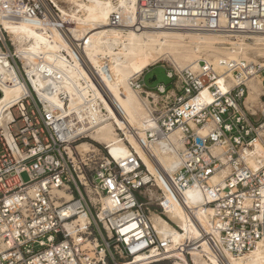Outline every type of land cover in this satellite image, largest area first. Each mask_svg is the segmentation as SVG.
Returning <instances> with one entry per match:
<instances>
[{"label": "built area", "instance_id": "built-area-1", "mask_svg": "<svg viewBox=\"0 0 264 264\" xmlns=\"http://www.w3.org/2000/svg\"><path fill=\"white\" fill-rule=\"evenodd\" d=\"M58 5L67 2L0 0V98L14 85L27 88L0 118V264H136L137 258L143 259L140 264H153L169 259L168 251L179 246L155 230L150 208L141 200L155 179L137 151L130 146L129 154L117 159L92 141L89 134L101 121L89 116L96 110L100 118L101 109L80 104L66 112L70 95L59 87L62 73L38 58L32 62L37 75L29 76L25 57L16 53L3 26L24 21L45 27L50 36L60 34L106 97L100 71L83 59L79 44L70 43ZM136 8L127 18L136 30L159 24L166 30L215 33L238 44L264 36V0H137ZM122 20L114 12L109 27H119ZM197 64V70L165 67L167 85L149 87L143 71L130 86L147 110L141 145L161 141L175 156L170 194L177 198L189 188L201 194L206 221L188 212L197 248L206 245L222 262L224 254L239 258L264 241V60L254 58L242 68L225 57ZM252 80H259L262 93L259 105L248 108ZM204 91L210 96L206 103L200 101ZM52 98L62 100L66 110ZM82 142L91 148L80 149ZM166 200L163 192L157 211L161 218ZM131 224L134 230L124 232Z\"/></svg>", "mask_w": 264, "mask_h": 264}, {"label": "bare ground", "instance_id": "bare-ground-1", "mask_svg": "<svg viewBox=\"0 0 264 264\" xmlns=\"http://www.w3.org/2000/svg\"><path fill=\"white\" fill-rule=\"evenodd\" d=\"M64 1L67 2V7L58 5V9L62 20L72 25L70 32L64 27L68 39L71 44H79L83 50V59L86 60L87 57L100 71L107 96L99 94L79 64L78 58L68 50V44L63 41L60 34L50 36L45 27L35 23L23 21L13 25L4 22L3 26L12 35L16 53L26 59L25 66H29L26 68L29 76L37 75L32 62L41 58L45 66L54 67L62 73L64 82L59 87L70 95L67 110L66 104L58 98L51 99L53 104L69 113L80 104L98 106L102 114L100 118L95 110L90 113L89 119H94L96 122L99 119L101 122L92 129L89 138L105 146L117 159L129 154V147L120 140L117 132L120 130L124 133L126 140L139 154L148 173L159 187H163V190L159 189L164 192L167 199L163 202L164 215L179 229V231L173 229L157 215L153 214L150 217L155 230L179 246L178 249L168 251L170 258H176L184 253L186 242L191 241L189 249L194 252L192 258L195 264H199L198 253L206 256L209 264H264V241L258 242L250 253L239 258L224 254L222 262L212 256L206 245L203 244L201 250L197 248L199 244L197 232L188 212L190 210L204 223L208 209L203 206V198L194 188L185 190L177 198L170 194L168 176L172 177L176 171V158L167 152L165 144L161 141L147 144L145 148L141 145V141L145 140L147 110L137 92L130 86L132 79L158 62L171 61L178 70L185 68L197 70V63L203 59L204 53L221 50L227 52L226 59L235 61L242 68L245 63L253 61L254 56L264 58V36H256L253 42L238 44L229 41L226 36L215 33L166 30L159 24H146L136 30L133 28V21H127V18L134 16L137 0ZM114 12H119L123 17L119 27H109V20ZM58 38L62 40L68 51L56 41ZM85 39H87L86 43H84ZM226 44H231L232 48L227 50ZM65 51L69 57L62 53ZM102 60H105L106 65H102ZM39 85L44 87L43 82ZM248 86L246 106L251 108L259 103L262 91L259 81L252 80ZM24 91H27L26 86L20 84L4 90V98H0V118ZM74 95L76 97H73ZM200 101L202 103L210 101L206 91L201 94ZM79 148L89 150L91 147L88 142H82ZM255 149L259 151L260 146L256 144ZM134 228V224H131L123 231L127 233ZM189 238L191 239L188 240ZM142 260L137 258L135 262L140 264Z\"/></svg>", "mask_w": 264, "mask_h": 264}, {"label": "rangeland", "instance_id": "rangeland-1", "mask_svg": "<svg viewBox=\"0 0 264 264\" xmlns=\"http://www.w3.org/2000/svg\"><path fill=\"white\" fill-rule=\"evenodd\" d=\"M63 1L64 0H61L60 2L63 3ZM64 3H66V2L64 1ZM61 7H64V6H61ZM63 22H64V27L66 28V30L68 32L72 31V25L68 21H66V22L63 21ZM37 31L38 32H41L39 30H37ZM74 40L77 41V39H75V38H74ZM56 41L58 43H60L66 51H68L65 48L64 43L62 42V40H60L58 38ZM247 43H249V42H247ZM226 53L227 52L226 51H223V50L216 51L214 53H204L202 55V58H203L202 60H204V61L208 60L210 62H213V60H215L217 58H220V57L228 58L227 55H226ZM254 57H255V60L257 62H259V63H261V60H264V58H260L259 56H254ZM254 57H253V60H254ZM169 65H173V62L171 63V61L165 60V61L158 62V63H156V64H154V65L146 68L145 70H143L144 73H145V77H144L145 83L149 87H154L157 84H165V85H167L169 83V80L166 78L165 67H167ZM153 77H156V80L153 83L150 84L149 81ZM255 81L258 82L259 80H255ZM260 88H261V86H260ZM108 91H110V90H108ZM258 105H259V103H257L254 106H258ZM117 133H118V135L120 137V140H122L124 144H126L128 147H130L131 145L126 140L124 133L123 132H119V131ZM83 143H85V142H83ZM100 148H101V150H104V149H102L103 146H100ZM22 178H23L24 181H27L26 175H23ZM159 188H161L163 190V187H159L158 184L155 182V180H152V186L150 188H148L145 191L146 193H143V196L141 197V200L144 203H147L148 206H149V208H150V212H151L150 217L153 214L154 215H157V211H159L158 204H159L160 198L163 196V191L160 190ZM162 219H164V221H166L173 229H176L177 231H179L177 225L174 224V222H172L171 220H169L166 216H163ZM190 239L191 238H189L188 240H190ZM191 244H192L191 241H187L186 242L185 250H186V252H187L188 255H185L184 253H182L181 255H178V257H176V258H169V259L160 261L158 263H153V264H195L194 261H193V258H192V254L194 252L189 249V247H191ZM198 256L200 258L199 259V264L200 263L209 264V260L205 256H201V253H198Z\"/></svg>", "mask_w": 264, "mask_h": 264}, {"label": "water", "instance_id": "water-1", "mask_svg": "<svg viewBox=\"0 0 264 264\" xmlns=\"http://www.w3.org/2000/svg\"><path fill=\"white\" fill-rule=\"evenodd\" d=\"M155 80H156V77H153V78L149 81V83L151 84V83H153ZM0 96H1V95H0Z\"/></svg>", "mask_w": 264, "mask_h": 264}, {"label": "crops", "instance_id": "crops-1", "mask_svg": "<svg viewBox=\"0 0 264 264\" xmlns=\"http://www.w3.org/2000/svg\"><path fill=\"white\" fill-rule=\"evenodd\" d=\"M147 72V71H146Z\"/></svg>", "mask_w": 264, "mask_h": 264}]
</instances>
